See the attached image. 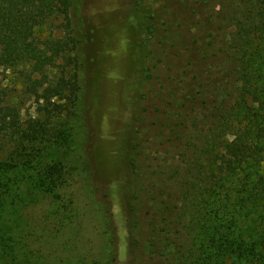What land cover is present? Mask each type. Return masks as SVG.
I'll use <instances>...</instances> for the list:
<instances>
[{"label":"rangeland","instance_id":"obj_1","mask_svg":"<svg viewBox=\"0 0 264 264\" xmlns=\"http://www.w3.org/2000/svg\"><path fill=\"white\" fill-rule=\"evenodd\" d=\"M72 31L80 40L79 69L59 60L46 70L52 84L78 73L80 101L69 112L54 111L59 101L38 103L28 66L0 65V104L18 111L21 129L38 118L50 133L68 138L67 144L51 135L21 144L18 136H0V182L7 185L0 186V264H163L150 250L160 204L181 208V229L192 243L200 184L210 187L209 164L217 168L222 142L235 140L239 130L234 121L219 126L225 105L210 112L185 101L196 56L214 40L227 52L242 51L235 44L243 39L262 41L264 0H76ZM181 120L190 136L178 148L173 135ZM209 144L215 147L208 150Z\"/></svg>","mask_w":264,"mask_h":264},{"label":"trees","instance_id":"obj_2","mask_svg":"<svg viewBox=\"0 0 264 264\" xmlns=\"http://www.w3.org/2000/svg\"><path fill=\"white\" fill-rule=\"evenodd\" d=\"M75 1L0 0V65L28 66L30 89L38 103L62 102V106L54 107L59 114L69 112L81 96L77 72L53 84L46 82L47 67L52 68L59 60L66 65L75 62L76 70L79 69L76 52L80 40L72 31ZM57 20H62L61 26L55 25ZM46 33L48 36L44 38ZM235 45L243 52L237 48L234 52L224 51L214 40L205 44L196 56L191 98L185 101L193 108L198 105L210 112L222 111L225 105V112L217 115L219 126L234 121L239 130L235 140L222 142L224 151L214 159L217 168L209 164L211 170L205 181L210 187L200 184V227L195 230L192 243L189 231L181 229V208L176 202L160 204L155 219L159 226L150 250L163 264H261L264 261V39L255 45L243 39ZM258 59L262 62L256 65L254 60ZM36 74L42 78L33 79ZM228 99L234 100L233 104ZM228 126L231 128L232 124ZM223 132L220 136H226ZM50 135L58 142H68L64 133H50L38 118L22 130L18 111L0 104V136H18L23 144L27 140H30L27 143H42ZM173 136L174 146L186 145L190 132L183 120L176 124ZM91 145L86 142L84 158L88 176L93 180ZM214 147L209 144L207 149ZM129 165L134 171V165ZM58 169L54 166L49 175L53 177ZM47 178L39 180L40 183L45 185ZM0 186L7 187L1 182ZM106 208L102 207L103 214L111 231L114 220ZM1 216L2 211L0 221Z\"/></svg>","mask_w":264,"mask_h":264}]
</instances>
